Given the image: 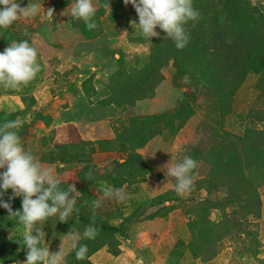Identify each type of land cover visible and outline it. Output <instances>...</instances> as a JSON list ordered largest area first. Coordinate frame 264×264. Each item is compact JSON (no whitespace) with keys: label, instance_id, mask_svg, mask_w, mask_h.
Here are the masks:
<instances>
[{"label":"rangeland","instance_id":"374dc122","mask_svg":"<svg viewBox=\"0 0 264 264\" xmlns=\"http://www.w3.org/2000/svg\"><path fill=\"white\" fill-rule=\"evenodd\" d=\"M244 1L264 13V0ZM32 2L41 5L36 16L0 28V51L27 39L41 68L17 88L0 85V122L19 117L24 149L54 170L59 188L74 184L81 193L67 222L57 215L39 224L45 232L41 244L55 252L65 240L66 264H264V164L243 167L236 139L246 127L264 130V121L247 116L251 108L264 109L258 75H246L224 112L215 109L201 83L189 85L184 78L173 85L169 62L151 97L123 103L113 92L116 75L144 66L154 38L135 24L133 6L110 0L101 7L93 0L96 27L88 29L71 15L75 0H22L21 7ZM184 91L191 113L171 122L172 129L154 123L151 117L172 111ZM142 133L148 138L136 147ZM186 155L199 163L191 191L180 194L165 167ZM108 187H123L129 196L105 198ZM96 199L101 204L94 208ZM11 204L21 209V198ZM90 222L109 228L97 227L95 238L82 239L87 253L77 258L64 234L71 228L83 232ZM24 230L0 207V264L26 259Z\"/></svg>","mask_w":264,"mask_h":264},{"label":"clouds","instance_id":"9594fccd","mask_svg":"<svg viewBox=\"0 0 264 264\" xmlns=\"http://www.w3.org/2000/svg\"><path fill=\"white\" fill-rule=\"evenodd\" d=\"M22 0H0V28L13 24L20 17L36 16L41 8L37 2L21 7ZM131 4L138 14L140 30L146 37H159V28L171 37L178 49H183L189 42V35L184 25L189 20H195L199 11L194 8L192 0H124ZM45 9V8H44ZM46 15L51 16L53 9L48 8ZM96 9L93 0H75L71 7L73 18L82 19L88 29H94L93 19ZM38 50L27 39L13 42L0 51V85L17 88L35 78L40 71ZM23 121L16 119L0 122V207L7 210L8 216L17 218V223L24 226L22 234L26 247V259L18 264H66L65 240L58 251H50L49 245L43 246L45 232L39 224L52 216H57L59 222H67L76 206L77 197L81 194L74 184L68 189L59 188L60 180L51 167H43L35 156L26 151L18 134ZM198 161L191 156H184L175 163L171 161L166 168V177L175 178V191L185 193L194 186V170ZM166 166V165H165ZM11 189L8 199L4 196ZM105 198L124 201L129 193L123 188L108 187L103 190ZM21 198V209L13 210L11 201ZM100 199L93 201V207H99ZM97 226L87 225L83 232L71 230L64 234L69 247L75 250L77 258H83L87 253V244L80 243L82 239H93L97 234Z\"/></svg>","mask_w":264,"mask_h":264},{"label":"trees","instance_id":"16d2710c","mask_svg":"<svg viewBox=\"0 0 264 264\" xmlns=\"http://www.w3.org/2000/svg\"><path fill=\"white\" fill-rule=\"evenodd\" d=\"M108 2L110 0H100L101 7ZM192 2L194 8L199 11V16L184 25L190 37L188 44L183 49H178L171 37H154L151 40L153 45L147 63L137 71L132 70L128 76L116 75L118 80L115 79L113 83V92L121 96L120 101L131 103L134 99L151 97L157 84L163 80L161 69L169 62L174 69L173 85H179L184 78H188L189 85L201 83L207 97L212 99L218 111L225 112L230 109L235 89L248 73L258 75L255 87L259 96L264 97V13L244 0ZM183 95L172 111L151 117L155 119L154 123H167L168 128L172 129L171 122L183 120L184 115H189L191 107L187 102L190 95L186 91ZM247 116L255 123L262 122L264 109L251 108ZM142 122L143 120L141 125ZM141 129L142 127L137 131L141 133ZM143 136L142 139L136 140V147L142 146L147 140L148 137H145V134ZM236 139L246 162L243 167L252 166L256 162L259 165L264 164L263 129L246 127ZM224 148L232 147L230 144ZM227 152L232 154L234 151ZM221 155L224 157L223 150ZM252 159L254 163H251ZM92 223L97 227L109 228L108 225L90 222Z\"/></svg>","mask_w":264,"mask_h":264}]
</instances>
